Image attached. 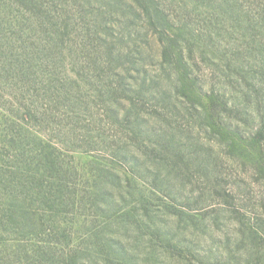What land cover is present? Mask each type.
Here are the masks:
<instances>
[{"label":"rangeland","instance_id":"rangeland-1","mask_svg":"<svg viewBox=\"0 0 264 264\" xmlns=\"http://www.w3.org/2000/svg\"><path fill=\"white\" fill-rule=\"evenodd\" d=\"M14 70V264H264V0H0Z\"/></svg>","mask_w":264,"mask_h":264},{"label":"trees","instance_id":"trees-1","mask_svg":"<svg viewBox=\"0 0 264 264\" xmlns=\"http://www.w3.org/2000/svg\"><path fill=\"white\" fill-rule=\"evenodd\" d=\"M17 74V76H14ZM18 74L22 75V71L18 73L14 70L11 75L0 71V86L7 85L8 90H12L13 86L10 83L12 80H18ZM3 77H6L4 79ZM17 77V78H16ZM15 84V83H14ZM16 88L17 85L15 84ZM19 94H22V100L19 103L22 105H15L17 103L9 102L10 106H5L0 103V264H14V260H18L19 256L24 253V250L20 246H10L5 239L11 233L17 234L24 231L20 222L25 223L29 219V212L27 211L29 195H26L14 183V179L8 175L10 161L15 164H23L33 161L37 163L38 160L45 161L49 169L55 166L56 152L53 148L46 147L44 152L33 154L34 150H30L28 142L34 140V135L30 130V121L33 119H39L38 116L32 111V107L35 106L34 100H29L24 96V90L17 89ZM68 95V92L65 93ZM4 95L2 96V99ZM18 99V95L14 97ZM203 103V102H202ZM204 107H209V102L203 103ZM44 115H42L43 117ZM211 118V116H209ZM208 118V119H209ZM39 141L42 140L40 136H36ZM37 143V142H36ZM49 151V152H47ZM33 157V159H31ZM41 159H38V158ZM52 158H54L52 160ZM42 164V163H39Z\"/></svg>","mask_w":264,"mask_h":264}]
</instances>
